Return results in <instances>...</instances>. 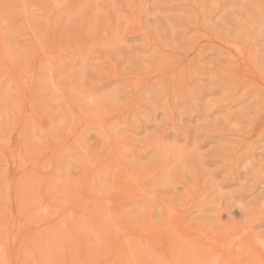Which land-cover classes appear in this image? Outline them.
I'll return each mask as SVG.
<instances>
[{"label":"rangeland","instance_id":"374dc122","mask_svg":"<svg viewBox=\"0 0 264 264\" xmlns=\"http://www.w3.org/2000/svg\"><path fill=\"white\" fill-rule=\"evenodd\" d=\"M0 264H264V0H0Z\"/></svg>","mask_w":264,"mask_h":264}]
</instances>
